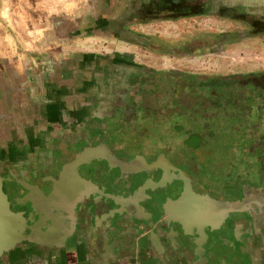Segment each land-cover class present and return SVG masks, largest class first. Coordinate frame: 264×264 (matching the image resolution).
<instances>
[{
	"label": "crops",
	"instance_id": "0c3cea01",
	"mask_svg": "<svg viewBox=\"0 0 264 264\" xmlns=\"http://www.w3.org/2000/svg\"><path fill=\"white\" fill-rule=\"evenodd\" d=\"M187 2L191 9L205 3L211 10L201 22L212 27L214 39L227 31V46L264 44V0H0V160L15 161L22 154L31 156L37 145L47 151L45 145L83 136V117L106 109L111 105L107 98L122 93L124 63L145 57L140 47L159 40L170 59L183 45H197L201 16L184 13V8L190 10ZM216 54L223 59L227 51ZM228 72L261 74L263 80L254 88L264 91V69ZM254 112L248 110L236 125L232 134L238 140L227 143V173L235 174L247 162L256 174L249 153L253 145L260 146L264 165V109ZM249 208L254 215L233 220L234 233L227 236L231 245L238 242L234 234L239 242H252L241 252L196 253L185 239L195 233L168 236L162 222L150 226L125 214L118 220L116 215L97 217V238L86 240L77 226L62 250L9 253L0 264H264V201L252 196ZM111 224L116 228L109 232ZM128 238L132 242L126 243ZM139 242L145 243L143 250L135 247Z\"/></svg>",
	"mask_w": 264,
	"mask_h": 264
},
{
	"label": "flooded vegetation",
	"instance_id": "af4514ba",
	"mask_svg": "<svg viewBox=\"0 0 264 264\" xmlns=\"http://www.w3.org/2000/svg\"><path fill=\"white\" fill-rule=\"evenodd\" d=\"M187 5L190 10L184 8V13L197 12L201 16L196 24L197 45L191 48L183 45L167 59L166 46L155 41L147 47L159 53L155 59L145 56L144 61L132 58L123 62L127 68L119 79L122 93L107 98L111 105L106 109L96 108L83 117V136L50 143V147L44 144L47 151L37 145L31 156L22 154L15 161V158L0 160L3 188L11 208L28 216L32 211L47 209L42 206L43 198L56 187L62 165L71 163L78 153L98 149L94 157L79 164L75 171L69 170L67 184L81 190L75 210L72 206L71 211L56 214L55 204L49 205L40 220L35 216L32 223L28 222L35 225L33 241L24 240L6 254H25L49 247L62 250L67 236L76 233L77 226L86 229L78 231L86 240L97 238L94 221L112 215L110 206H117L114 201L130 202L133 207L128 212L135 209V214L145 218L143 222L149 225L163 222L169 236L182 229L177 223L166 221V224L162 205L178 199L188 185L217 205L241 200L250 193L264 196L260 146L253 148V145L249 151L256 162L255 175L247 162L230 174L224 139L229 119H234L233 125L239 129L236 125L248 110L257 114L264 109V91L254 88V83L262 82L261 74L227 73V55L222 54L223 59L215 55L218 51L224 53L227 31H220L218 39H214L212 27L201 22L203 16L212 14L211 10L206 9L205 3L197 9H191L189 2ZM258 100L260 103H256ZM231 137L238 140L233 134ZM152 162L151 167L145 164ZM243 209L228 216L221 211L217 230L211 231L208 226L195 228L200 233L188 236L189 241L185 239L189 244L192 242L190 247L202 252L229 248L241 252L252 242L243 238L239 242L234 234L238 242L231 245L227 236L234 233L233 220L254 215L250 208ZM45 224L51 227L49 236L41 232ZM145 246L135 244L137 249L143 250Z\"/></svg>",
	"mask_w": 264,
	"mask_h": 264
},
{
	"label": "water",
	"instance_id": "95a60500",
	"mask_svg": "<svg viewBox=\"0 0 264 264\" xmlns=\"http://www.w3.org/2000/svg\"><path fill=\"white\" fill-rule=\"evenodd\" d=\"M97 151L98 149L94 148L78 153L71 163L62 165V171L59 174L56 187L54 185L48 196L43 198L45 202H42V206L47 207V209H44V211L48 210L49 205L53 203L55 204L54 210L56 211V214H60L62 211L65 212L69 209L71 211L72 206H74L73 210H75L79 203V201L77 202V200L81 196V190L78 187L72 185L69 186L67 184V180L69 179V170L72 169L73 171H75L76 167L79 164L84 163L86 160L94 157ZM145 164L149 167H151L152 165L154 166L153 162L151 164ZM3 180L4 178L1 175L0 170V259L4 254L10 252L11 249L21 244L22 241H33L32 231L35 225H29L28 222L32 223L35 220V216H37V220H40L42 217V212H44L32 211V213H29L28 216H25L23 212L13 210L11 208V201L8 199L3 188ZM252 196H258V198L264 201V196L254 195L250 193L244 196L241 200L227 201L225 204L217 205L210 199L209 196L200 195L193 192L188 185L187 190L182 193V195L178 199L171 201V203L163 204L162 211L167 215L166 220L164 219L165 222L167 221L179 224L184 235H191L192 233L199 234L200 232L198 230L196 231L195 228L200 229V227L202 228L203 226H208L211 231L218 229V224L221 219V211L222 214L226 213V216L231 213L245 211L243 208H249ZM28 199L31 201L33 200L32 198ZM135 202L136 201H134L133 199V203ZM114 204H117V207H111V209H113V214L110 216L114 218V216L116 215L117 217H115V220L120 219L126 213L130 214L135 219L146 220L143 217L141 218L140 216H137L134 212L135 209H132L133 211L128 212V209L133 207L130 202L120 203L114 201ZM162 224L164 223L162 222ZM94 226L97 228V226L99 225ZM140 227H144V225L140 224ZM115 228L116 226L111 224L109 232H112ZM27 229L30 230V233L28 234L25 233ZM48 231H52L51 227L47 228L46 224L43 225L41 229L43 235H51V233ZM128 242H132V240L128 238L126 243ZM117 244L120 245V243ZM121 246L125 247V245ZM193 252L198 253L199 251L198 249L193 248Z\"/></svg>",
	"mask_w": 264,
	"mask_h": 264
},
{
	"label": "rangeland",
	"instance_id": "374dc122",
	"mask_svg": "<svg viewBox=\"0 0 264 264\" xmlns=\"http://www.w3.org/2000/svg\"><path fill=\"white\" fill-rule=\"evenodd\" d=\"M139 49H142L143 52H145V55L150 59H155L156 56H159L158 55L159 53L154 50L147 49V48L143 49L141 47ZM226 51H227V71L228 70L245 71V70L264 69V44L263 43L258 46H254V47L249 46L248 48L246 47L241 48V47L232 46V44H229L226 47ZM144 58L145 57H142V55L139 57L140 60H144ZM228 121L230 122L227 124L224 139L225 141H227V143L230 141H232L233 143L236 140V138H233V137L230 138V135L235 129L233 125L234 119L231 118Z\"/></svg>",
	"mask_w": 264,
	"mask_h": 264
}]
</instances>
